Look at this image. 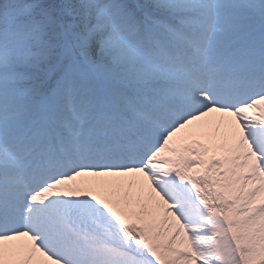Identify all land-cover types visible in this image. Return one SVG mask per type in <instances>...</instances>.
<instances>
[{
    "label": "snow or ice",
    "instance_id": "snow-or-ice-1",
    "mask_svg": "<svg viewBox=\"0 0 264 264\" xmlns=\"http://www.w3.org/2000/svg\"><path fill=\"white\" fill-rule=\"evenodd\" d=\"M0 264H264V0H0Z\"/></svg>",
    "mask_w": 264,
    "mask_h": 264
}]
</instances>
